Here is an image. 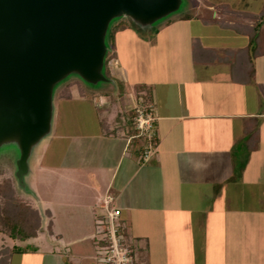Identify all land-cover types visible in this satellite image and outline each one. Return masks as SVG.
<instances>
[{"label":"crops","instance_id":"1","mask_svg":"<svg viewBox=\"0 0 264 264\" xmlns=\"http://www.w3.org/2000/svg\"><path fill=\"white\" fill-rule=\"evenodd\" d=\"M233 11L235 20H227L236 27L240 19ZM193 18L203 27H219L247 39V47L232 51L250 48L248 34L209 24L206 17ZM173 23L163 28L172 41L184 40L179 53L182 73L158 86L151 82L156 141L149 159L144 152L150 143L130 134L132 124L126 118L117 133L103 127L96 137L101 148L92 144L95 152L88 159H74L68 178L75 184L77 177H91L87 191L99 200L101 210L100 215L84 211L88 222L96 225L115 210H110L109 199L121 211L118 222L134 264H264V26L254 58L242 53L244 64L250 66L251 61L254 66L252 75L243 68L234 73L239 55L230 61L223 56L228 50L204 46L192 36V20ZM57 138L69 145L70 139L58 136L57 129L51 145ZM80 140L73 141L77 145ZM90 236L71 243L69 257L49 254L47 264H96L93 251L91 255L82 245L93 240ZM61 239L58 234V242ZM94 247L101 264V244Z\"/></svg>","mask_w":264,"mask_h":264},{"label":"water","instance_id":"2","mask_svg":"<svg viewBox=\"0 0 264 264\" xmlns=\"http://www.w3.org/2000/svg\"><path fill=\"white\" fill-rule=\"evenodd\" d=\"M186 1L0 0V155L14 154L15 190L35 204L45 236L49 219L34 184L55 137L61 87L109 84L118 102L117 81L106 75L112 25L126 21L150 40L170 22L203 17L191 0L181 15Z\"/></svg>","mask_w":264,"mask_h":264},{"label":"rangeland","instance_id":"3","mask_svg":"<svg viewBox=\"0 0 264 264\" xmlns=\"http://www.w3.org/2000/svg\"><path fill=\"white\" fill-rule=\"evenodd\" d=\"M191 1L195 8H197L196 10L200 12V15L210 21L214 20L216 23L221 24L227 21L224 19L227 11L229 13H231V10H235L238 13L241 11L258 13L264 7V0ZM185 4L181 15L191 12L189 1L187 0ZM209 4L214 7H211ZM220 14L222 16H218ZM186 20H192L194 22L192 23V32H190L192 36L199 37L204 46L231 52L232 50L242 49L247 45V39L236 35L234 32L223 31L219 27H203L193 17ZM120 22L125 23L129 28L121 26L117 28L116 31L118 32L113 34L112 41L114 42L116 54L108 64L109 69L106 70L117 81L120 92L119 101L117 102L116 99H113L117 88L114 89L109 84H101L94 88L89 86L85 87L84 85L69 80L70 82L67 85L65 84L61 87L63 90L58 95L59 111L56 129L58 136L64 135L70 139V142L67 146L65 141L57 138L55 143L51 147H48L49 149L46 148L47 155L40 165V171L38 169L39 172L37 173L38 175L34 184V189L42 201L46 216V212L50 211L49 213L53 214L55 219L52 221L53 218L47 216L50 220L45 224L44 232L48 236L40 233L42 228V222H40L37 238L28 240L27 242L13 241L0 233V262L12 249L31 245L37 248L36 254H33L34 252H28L26 254L14 255L9 261L10 264H47L49 262L48 260H50L49 256H51L49 254L54 253L59 255L62 253L63 256L69 257L70 254L67 252H70L72 247L71 243L84 235H91L93 236V240L90 239L82 245L85 248H90L91 255L93 251L94 257L92 259L97 264V256L95 254H98L99 246L96 250L94 249V244H97V242L99 245L101 244L99 238L102 235L98 232L99 224L101 222V225L105 223V218L108 214L103 216V220H98L96 225L95 222L87 221V212L84 211L88 209L90 211L92 209L93 212L100 215L101 206L100 204L96 205L99 200L94 201L90 195L91 193L87 191V187L89 186L87 182L91 180V177H88L89 180L88 178L81 179L77 177L78 179H76L75 184L68 178V175L71 174L69 170L73 169L70 163H73L74 159L81 162L83 159H88L91 152H95L91 146L92 144L96 145L97 150L101 148V141L100 139H96V137H99L100 133L104 131L102 122L105 123L107 128H114L115 133H117V128L125 122L126 118L128 120L132 118L134 115L132 110H135L141 99L145 101L146 106L149 105L148 99H144V97L147 94L150 96L153 95L152 87L155 88L156 85H160L159 83L165 82L173 74L179 75L182 73V66L179 62L181 54L179 53L183 51L184 40L172 41L169 33H167L169 30L165 29L168 26H164L165 28H162L149 40L139 32L133 30L126 21H116L112 25L111 31L114 26H119L121 24ZM170 23L167 25L170 24L172 26L174 24L173 22ZM111 31L109 34L110 46H112ZM262 39L264 46V33ZM174 42H176L175 46ZM226 52L222 55L227 57ZM256 52L257 50L254 51V54ZM228 58L231 61L233 56L228 55ZM213 69V67L208 69L205 74L210 76L211 72L214 71ZM151 82L155 86H152ZM69 84L71 86L64 90ZM69 95L71 99L68 98ZM86 137L88 139L85 141L84 138ZM77 139H81L80 141L82 143H77L76 145L73 140ZM84 142L88 144L84 145ZM14 159L13 153L4 152L0 155V207L5 199H10V203L17 196L31 208L37 210L35 204L30 199L19 195L15 190L14 180L11 174ZM64 179L67 180L63 181ZM67 181L70 184V189L69 185L67 187ZM108 202L110 204V210L116 209L112 200L109 199ZM91 205H96L95 208L98 207V210L92 208ZM10 213L11 215L13 214L14 218L22 215L19 219L20 222L26 218L24 222H32L31 215L24 217L23 213H19L20 216H18V211L14 206H10ZM33 219L36 220V217H33ZM58 234L62 235V239L59 242L57 240ZM102 254L105 253L102 252Z\"/></svg>","mask_w":264,"mask_h":264},{"label":"trees","instance_id":"4","mask_svg":"<svg viewBox=\"0 0 264 264\" xmlns=\"http://www.w3.org/2000/svg\"><path fill=\"white\" fill-rule=\"evenodd\" d=\"M209 5L211 6V4H209ZM211 7H214V6H211ZM224 8H227V7H224ZM231 13H234V11L231 10ZM231 13H229V11H227V14L225 13L224 19L227 20L229 18L231 20H235V17L233 15L230 16ZM236 14L238 16L237 19H240V20H237L238 23L236 24V27L229 26L228 25L229 20L226 21L227 22L226 24H222L221 26L223 28H226V29H234L235 28L236 31L239 33L248 34L250 37V41H251L250 48H248V50H245V51L244 50L243 51H237V52H234V51L230 52L229 51L226 53H227V55L230 54L232 56H234V55L238 56L239 55V63L234 64L232 66L234 69V73H235L236 69L245 67V69L247 71H249V69H250V73H252V75H253L254 66L251 63V61L249 62L250 66L247 63L244 64V56H242V53H245V52L249 53L251 59H253L254 55L257 53L256 52L254 54V51L259 49L260 36H261L260 33H261L262 27L264 26V7H263V11L258 15H251V14L240 15L241 13H238V12H236ZM218 16H222V14H220ZM188 18L191 19L192 17H186V19H188ZM213 22H215V21L214 20L210 21L209 24H216V22L215 23H213ZM252 23L254 25L251 27L250 24H252ZM121 26H123L125 28H129L125 23H121L117 27L114 26L112 28V31H111V41L113 40V34L117 33L118 32V31H116L117 28H119ZM112 46H113V48L115 47L113 41H112ZM115 54L116 53H113L107 57V62H106L107 70L109 69L108 64L113 60ZM106 75L108 77H111L109 71H106ZM70 86L71 85L69 84L64 90L68 89ZM68 98L71 99V96L69 95ZM145 98L148 99V102H149L148 107H150L151 96L147 94L144 97V99ZM132 111L134 112V115L130 119L131 121L129 123V125L132 124V125H130V127H131L130 128V134L136 133V137H138V134H137L138 132L135 130L134 123H133L136 112H135V110H132ZM150 111H151V107H150ZM101 124H102V127L107 128L105 123L102 122ZM9 200L10 199H5V201L2 203V205L0 207V233L4 234L6 237L10 238L13 241H20L22 243L27 242L28 240H31V239H36L37 233L39 232V228H40V222H41V217H40L38 211L31 208L25 201L18 198L17 196H15L14 201L11 200L10 203H9ZM10 206L11 207L14 206L15 209H17L18 216H20L19 213H23L24 217H26V216L29 217V215H31L32 222H24L27 218L24 221L20 222L19 219L22 215L18 218H14L13 214L11 215V213H10ZM33 213H34V216H33ZM46 213H47V216L50 218V213L48 211ZM9 215H11L10 217H12V219H10ZM33 217H36V220L33 219ZM13 219H15V220H13ZM36 251H37V248L35 246H31V245H28V246L23 247V248L22 247L14 248L10 252H8V254L5 256V258H3V260H1L0 264H10L9 261L11 260V258L14 255L26 254L28 252L36 253Z\"/></svg>","mask_w":264,"mask_h":264},{"label":"built area","instance_id":"5","mask_svg":"<svg viewBox=\"0 0 264 264\" xmlns=\"http://www.w3.org/2000/svg\"><path fill=\"white\" fill-rule=\"evenodd\" d=\"M135 112L134 128L138 132V138L143 142L150 143L144 152V159L148 160L150 152L153 149L151 143L156 141L155 120L150 107L145 105L143 99L137 104ZM120 216L121 211L115 209L108 213L104 224L101 225L102 222L99 224L98 232L102 235L99 239L102 244V252L105 253L100 258L101 264H134L132 250L118 222Z\"/></svg>","mask_w":264,"mask_h":264}]
</instances>
